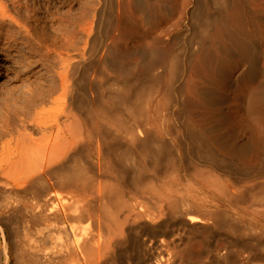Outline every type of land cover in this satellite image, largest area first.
<instances>
[{
	"label": "bare ground",
	"instance_id": "bare-ground-1",
	"mask_svg": "<svg viewBox=\"0 0 264 264\" xmlns=\"http://www.w3.org/2000/svg\"><path fill=\"white\" fill-rule=\"evenodd\" d=\"M14 1L19 2L18 6L21 7L20 0ZM194 1L197 9V11H195L197 15L196 18L199 17L196 26L198 33H196L191 40L193 39L197 46L205 47L206 51L210 54V72H212L217 82H225V80L228 79V69L226 70V68L230 67L234 70L237 66H241V63L243 64L247 61V70L246 72L244 71L247 76L246 80L255 83V86L252 85L254 88H250L252 90L249 89L251 92L248 91L250 93L249 97H251L252 108L249 107L251 110L249 109L250 111L248 110V112L255 110L258 113L260 111L263 113L264 80L260 81L259 78L262 79L264 76V67L261 69L259 66L260 57H258L256 51L262 43L260 44L259 42L261 40L257 41L259 35L257 36V31L254 30L256 28V23L259 25V22H261L259 21L261 18H257L256 20L253 19L254 15L260 14V9H256L258 13L255 10L257 5L255 8H252V5L255 4V1L252 2V0H210V7L211 5L218 7V9H215L217 12H213L214 14L207 13V15L203 13L201 16L198 6L203 4H201L202 0ZM104 2L103 0V3ZM205 2H207V0ZM2 3L0 2L1 31L8 21L16 22V19L8 13L5 2L4 5ZM109 4L110 6L112 5V0H108V4L105 3L104 6ZM134 4L139 10H142L145 5H143V0H134ZM26 12H29L28 9ZM23 13L25 14V20H30V14ZM100 13L102 12H99V14ZM109 14L112 15V13ZM99 16L101 17V15ZM108 18L110 19L111 17L108 16ZM97 19L99 20V18ZM105 22L107 25L110 24L108 19L107 21L105 19ZM253 24H255V28ZM80 25L79 23L77 25V34H81L83 31ZM105 26L103 27L104 29L106 28ZM107 30L108 29H105L103 33H106ZM18 34L21 35L23 33L18 32ZM228 38L230 42L233 41L232 47L225 43V40L228 41ZM92 41L94 43V40ZM94 44H92V46H94ZM100 45L102 44L100 43ZM237 48H241L242 51L237 52ZM112 49L111 46L110 48L106 47V50L104 49L106 51V56L103 59L100 57L101 59H98L99 62L97 64L95 63L96 65L94 64L96 69L91 63L92 67L96 70V78L86 76L85 72L82 70L83 67L81 68L78 62L80 60H76L78 62L77 64H71V62H69L70 60L66 62L64 59L63 63L66 62L65 67H67L65 69H69L67 71L64 69L62 73L58 72L59 81L54 82L52 86L44 87L39 83H33L34 85L32 84L30 88L28 87L27 91L20 93L12 89L8 94L10 96L9 99L13 101V105L6 106L7 99L6 102H4L5 104L0 102V122L2 123L0 125V216L7 219L13 216H20L25 220L28 219L27 222L31 223L32 226L35 225L38 227L43 224L46 226V222L51 218H53V220L54 218L61 220L68 216L72 219L73 215L74 218H78L79 223L81 219L87 220L93 228L91 234L88 237L83 235L86 238H82L80 241L77 240V242H75L73 240L75 243L74 245L72 244L73 248L70 253L67 252L68 257H79V259H83L88 264H114L115 261H117L116 255L118 249L129 242L131 231L133 232V230H131V225L137 222L136 220L141 221L145 219L147 214L144 210H141L142 207L145 206L144 204L147 205L150 212L153 211L152 213L149 212L150 215L148 218L152 221L160 222V224H158L159 226L151 227L152 229L149 228L155 230V232L160 231L161 235L167 237V239L161 240V243H164L166 248L169 245H179V242L183 244L181 238L177 237L180 235H177V229L175 227L180 225L188 229L190 224L194 221L205 222L206 220H210L211 224L214 228H217L218 231L223 228H225L226 231L236 230L238 226H236L237 222L235 221V223L234 219L238 220V218L229 208V202H250L251 205H259L264 208V182L260 183L258 186H254L255 182H253L254 185H251L249 181L250 185L244 184L241 186L240 190H236V193H234L227 184L223 185V182L220 183L219 177V179H217L209 174H203V172H201L202 170L199 171L196 169L197 166L195 169L193 168L196 175H194L195 173L192 175L195 177L191 174L190 176L189 174L180 175L181 177L179 174L170 176L168 170L160 167L165 162L175 167L177 162L182 160L181 155L184 152L185 145L195 152L196 155L198 154L202 157L203 163L208 165L210 164V160L213 163V161L215 162V160L218 159L215 151H217L218 154L221 152L224 155H240L250 149V145L247 142L235 143L233 140H230L231 138H220L216 140L214 147L213 143V145H210V139L206 135L207 132L203 129H198L190 122H181L171 119L169 115H166V112L162 115L164 116L165 114V118L163 119V117H159L161 115L159 111L158 118L162 119L155 120V118H157L156 116L152 119V114L156 112L155 109V112H151L153 110L151 106L153 98L149 99L145 96L149 99L147 103H149L152 110L141 107L139 102L142 93L137 88L138 86L136 87L138 89L136 91L135 88L134 91H130L132 90L131 88L130 90L126 89L128 86L125 88L126 90L122 91L125 87L122 86L120 92H112L109 89L110 92L107 95L98 93V95L91 97V99L86 97V87L91 89L93 86L95 88V85L101 86L106 83L109 85L112 79H114V82H117L118 79L116 76L114 77L113 74H116L115 71L118 70L121 63L117 60V56ZM94 50L95 46L93 48V51ZM147 59L148 63L146 62L145 77L142 82L150 87V94H152L154 89L159 92V94H157L158 96L160 95L158 101L164 100L165 98H170L172 101V99L176 98V93L180 89V72L183 71L182 69L185 65L182 62L183 60L181 61L176 54L167 56L157 48H153L149 51ZM158 67L162 68L160 73L156 70ZM106 69L110 70L112 75L109 74V72L105 74ZM155 70L158 71V73H156ZM139 81L141 82V80H138V82ZM114 82H112V84ZM117 84H119V82H117ZM219 84L218 88L220 86ZM123 85H126V83H123ZM131 85L129 87H131ZM58 88L61 89V93H57ZM214 91L210 90V94L206 93L201 97L209 106L217 105L219 102L221 103V99L225 101L224 98H219L217 95L218 90L216 94ZM219 91L221 90L219 89ZM10 100L8 102H10ZM46 101L54 102L56 107L52 106L54 107L52 108L49 106L52 109H48V107L45 108L43 103ZM20 103L22 104L20 105ZM224 105L225 104L222 106ZM259 105H261V107L263 106L261 108L262 110L259 109ZM122 107H124L126 111H122ZM217 109L219 110V108ZM217 109L215 108L213 110ZM226 111H224L225 114ZM177 113L181 116L180 111ZM30 116L32 117L31 122H34L33 124L27 121ZM228 118H230V115ZM224 119H227L226 116ZM212 120L217 121V119ZM18 122L22 124L26 123L27 127L29 126L33 130L36 129L40 134L39 137L34 138L30 133H24L25 136L23 138H17L19 134H17L18 131L15 129V126ZM214 122L215 121H213V123ZM25 127H23V129ZM216 130L218 131V129ZM220 161L222 163L224 162L222 159H220ZM208 167H210V165ZM259 168L257 174L251 176L261 180L264 179V160ZM246 178H249V176H243L240 179L246 182ZM244 179L246 181H244ZM182 186L185 191H182ZM188 193L202 195L204 199H196L188 195ZM209 194L211 197L209 200L210 202L207 200ZM204 195L206 197H204ZM58 199L63 200L64 203H59L60 200ZM209 204L210 210L206 208ZM213 206L217 209L213 210ZM263 208H261L262 210L260 209L261 212L257 211L258 214L255 216L256 218H249L241 224L239 233L238 231L236 233L239 238L228 241L231 247H235V249L237 247L239 249V253L243 250L246 254L243 256L242 254L236 256L239 264H264ZM254 209L258 210L255 207ZM254 211L255 210H253V212ZM194 214L198 216H194ZM192 217H195V219H192ZM13 218L15 219V217ZM74 220H72V222H74ZM8 221L10 220L8 219ZM67 221L70 222L69 220ZM76 221L77 219L73 225L77 226L78 223H76ZM27 228H29L28 225ZM133 228L135 229V227ZM252 228H258L260 230V233L255 238L249 239L252 236L245 238L244 236L246 233H244V235L241 234V230L242 232L245 230L251 232ZM39 229L40 227L38 230ZM70 231H72V229H70ZM80 235H77V237L81 238ZM243 237L245 239H243ZM241 238L243 240H241ZM33 240L35 239L33 238ZM44 241L46 240L43 239L42 242ZM29 242L23 244L20 242L21 245H19L20 248L17 254V261H20L21 264H52L54 262L52 260L53 256L50 258L48 255L51 253H45L42 248L43 246L38 247V245L36 246V244H31ZM43 245L45 244L43 243ZM59 249L60 248H58V250ZM235 253H238L237 249Z\"/></svg>",
	"mask_w": 264,
	"mask_h": 264
},
{
	"label": "rangeland",
	"instance_id": "rangeland-1",
	"mask_svg": "<svg viewBox=\"0 0 264 264\" xmlns=\"http://www.w3.org/2000/svg\"><path fill=\"white\" fill-rule=\"evenodd\" d=\"M11 1H13L14 3ZM20 1H21L20 2L21 7L18 6L19 2H16L14 0H0L1 3L3 2L2 3L3 5L5 2L6 4L5 6L6 9L8 10V13L12 15L13 18L16 19V22L8 21L7 24H5L3 30L2 31L0 30L1 33L0 34V102H3V104H5L4 102H6L7 99L5 105L6 106L13 105V101L12 99L11 100L9 99L10 96L8 94L9 91H11L12 89L16 90L17 93H20L27 91V88L28 87L30 88L33 83L34 84L39 83L44 87H48L50 85L52 86L54 82L59 81L58 74L62 73L64 69L67 68L65 67V64L69 60L71 64H77L79 62L81 68L83 67L82 70L83 72H85L87 77L89 76L90 78L91 77L96 78L97 74H95L96 71L95 65L99 62L98 59L100 57L103 59L106 56V51H105L106 47L110 48L111 46V48H113L112 50L115 52L117 56V60L119 61V63H121L118 67V70L115 71L116 74L115 75L113 74L114 77L115 76L117 77L118 79L117 82H119V84H117V82H114V79H112L111 81L114 83L113 84L112 82L109 83L110 86L106 83L107 85L106 84L105 85L103 84L101 86L95 85V88L93 86L91 89L86 87V97H88V99H91V97H95L96 95H98V93L107 95L110 92V90L112 92L113 91L120 92V90H122V86L123 87L125 86L122 91L126 89L130 90V88L132 89L130 91H134V88L135 91L139 89L142 93L139 105L146 109H150V110L153 109L151 112H153L154 109L157 112L156 113L154 111L156 115L155 113H153L152 119L155 116L157 117L155 118V120L159 119L158 118L159 114H161L159 117H163L164 119L165 114L164 116L162 115L164 112H166V115L167 116L169 115L171 119L179 120L181 122H190L193 126L197 127L198 129H203L205 130V132H207L206 135L210 139V145L214 144L213 145L214 147L216 140L220 138L222 139L231 138L230 140H233L235 143L247 142L250 145V149L246 150V152H243L240 155H231V154L224 155L221 152L220 154H218L217 151H215L218 159H216L215 162L213 161V163L210 160V164L208 165H205L203 163L202 157H200L198 154L196 155L195 152H193L187 145H185L184 152L181 155L182 160L180 162L178 161L175 167H173L170 164H167L168 162H165L164 164H162V166H160L162 169L168 170V172H170L169 173L170 176H175L177 174H179V176L189 174L190 176V174L192 175L193 173H195L194 175H196L194 169L197 166L196 169H198L199 171L202 170L201 172H203V174H209L213 178H217V179L220 178L221 179V180L219 179L220 183L223 182V185L227 184L230 190H232L234 193H236V190H240L241 186H243L244 184H249V181L251 185H254L253 182H255L254 186H258L260 183L264 182V179L260 180L259 178L257 179L253 178V176H255L259 171L260 164L264 160V114H263L264 111L263 113H261V111L258 113L255 110L248 112V110L251 108V97H249L250 96L249 92H251L250 90L252 89L250 88H254L252 87V85L255 86L254 82L246 80L247 76L245 72L247 70L248 62L245 61L243 64L241 63L240 64L241 66H237L234 70L231 69L230 67L226 68V70L228 69L227 70L228 79L225 80V82L224 81L217 82L212 72H210V54L206 51L205 47L203 46L199 47L197 46V44L193 39L191 40V38L194 37L196 33H198L197 31L198 29L196 30L197 28L196 26L199 17L196 18L197 15L195 14V11H197V9L195 7L196 5L194 0H143V5L144 4L145 5L143 6L142 10H139V8L135 6L134 0H115V1L112 0L111 6L110 4L104 6L105 3L108 4V0H104L105 1L104 3L103 0H51V1L20 0ZM205 1L206 0L201 1V4L203 3L204 5L202 4L198 6L199 14L202 16L203 13L204 15H207V13L208 14L216 13L217 11H215V9H218V7L211 5V7L213 6L211 8L210 0H207V2ZM253 1H255V4L253 3L254 5H252V8H255L257 5L255 10L260 9L259 10L260 14H258L259 17L256 14L253 16V19L256 20L257 18H261V20H259L261 22H259V25L256 23V25L253 24V26L254 25L256 26V28L254 26L255 28L254 30L257 31L256 32L257 36L259 35V38L257 37V41L261 40L259 42L260 44L262 43L257 48L258 50L256 51L258 53V57H260L259 58L260 63H262V64L259 63V66L261 67V69H263L264 67V63H263L264 62V55H263L264 54V20H263L264 0H252V2ZM27 9L29 12H26ZM257 10L256 12H258ZM22 11L27 14L28 13L30 14L31 16L30 20H25V14ZM99 12L102 13L99 14ZM109 13H112V15H110ZM99 15H101V17ZM108 16L111 17L112 19L111 18L109 19ZM97 18H99V20ZM105 19L106 21L108 19V22H110V24H108L109 26L106 24ZM78 23L79 25L81 24L80 25L81 30L83 29L81 34H77ZM104 26L106 27L105 29H108L106 33H103V31L105 30L103 28ZM21 28L23 29V31ZM100 28L101 30L103 29L102 32ZM98 30L100 31V33ZM18 32H22L23 34L19 35ZM101 33L103 34V36ZM92 40H94L95 44L93 43ZM97 40L98 41L100 40L99 43ZM227 40L228 41L225 40L226 45L232 47L233 41L231 40L232 42H230L229 38ZM100 43L102 45H100ZM92 44H94L95 46L94 51L97 50L96 52L93 51L94 46H92ZM153 48L160 49L167 56L176 54L178 55L181 61L183 60L182 61L183 64H185L182 69L183 71L180 72L181 73L179 77L180 89L176 93V98L172 99V101L170 100V98L169 99L165 98L164 100L158 101L160 95L158 96L157 94H159V92H157L156 89H154L152 94H150V87L142 82L145 77V72L147 67L146 64L148 63L147 56L149 51ZM237 49H236L237 52L242 51L241 48L240 49L237 48ZM64 59L66 60V62L63 63ZM76 60L77 61L80 60V61L77 62ZM61 63L63 64L60 65ZM91 63L93 64V67L95 69L92 67ZM68 69L65 70L67 71ZM156 70H158L160 73L162 71V68L158 67ZM158 71H156V73H158ZM106 72L107 73L109 72V74L112 75L110 70L106 69L105 74ZM118 76L120 79L118 78ZM138 80H141V82L139 81L140 84ZM259 80L260 81L264 80V76L262 79L259 78ZM123 83L124 84L126 83V85H123ZM131 84L134 85L132 86ZM218 84L220 85L219 88H218ZM130 85L131 87H129ZM219 89L221 91H219ZM210 90L214 91L215 94L218 90L217 95L219 96V98H224L225 101L221 99V103L219 102L220 104L218 103L217 105H213L214 107L206 104L201 97L203 96V94L206 93L210 94ZM57 91H58L57 93H61L60 88H58ZM145 96L149 99L153 98V103H152L153 105L151 104L152 109L149 103H147L149 99H147ZM9 100L10 102H8ZM21 104L22 103H20V105ZM221 104L222 105L225 104V105L222 106ZM43 105L45 108L48 107V109L54 108L52 106L56 107V104L54 102L46 101L45 103H43ZM261 105L258 106L260 110H262L261 108L263 107V106L261 107ZM49 106H51L52 108H50ZM215 108L216 109L219 108V110L217 109L219 112L217 110H213ZM212 110L214 111V113ZM122 111H126V109L122 107ZM178 111H180L181 116L178 115L177 113ZM224 111H226V114L224 113ZM228 114L230 115V118H228L229 117ZM223 115H225L228 120L224 119L225 116ZM212 119H217V121ZM29 120L27 121L30 122L31 124L34 123L31 122L32 121L31 116ZM213 121L215 122L213 123ZM216 122L218 128L216 126ZM1 124L2 123L0 122V125ZM212 126L215 128H213ZM15 127H16L15 129H17L18 131L17 134H19L17 138L20 137L23 138L26 133H30L31 136L34 138H37L40 135L36 129L35 131L31 129L29 126L27 127L26 123L22 124L21 122H18V124ZM23 127L25 128L23 129ZM216 129H218V131ZM220 159H222L224 162L222 163ZM209 165L210 167H208ZM243 176H249V178H246L247 181L244 179V181L246 182H243V180L240 179ZM228 182H230L231 184ZM183 188L184 187L182 186V191L184 190ZM188 195L196 199L203 198L202 195L200 196L194 193H188ZM204 197L206 196L204 195ZM210 199L211 197L209 194V196H207V200L209 201ZM61 202L64 203L63 200L59 201V203ZM144 205L146 207L145 206L142 207L141 210H144L146 212L147 218L145 217V219L141 221L136 220L137 222L131 225L132 227L131 230H133V232L131 231L129 242L122 245L118 249L116 255L117 261H115L114 264H148V263L149 264H156V263L157 264H169V263L227 264V262L228 264L230 263L239 264L238 258L236 256H238L239 254H242L243 256L245 252L242 250L239 253V249L236 247V249L238 250V253L236 254L235 247L234 248L231 247L228 241L239 238L237 237L238 234L236 233L237 231L239 233L241 224L246 220H248L249 218H256L255 216L258 214L257 211L261 212L262 210L261 208H263L259 205H251L250 202L249 203L248 202L236 203L235 201L229 202L228 204L229 208L236 214V217L238 218V220L234 219V222L235 221L237 222V223L235 222L236 226H238L236 230H234L235 233L234 231H229V230L226 231V229L223 227H222L223 229H220L218 231V229L214 228V226L211 224L210 220H206L205 222L194 221L193 223L190 224L189 227L190 229L184 228L180 225L178 227H175L177 229V235H180L177 237L181 238L183 244L179 242L180 244L178 243L179 245H176L177 247L175 245H169L166 248V245H164V243H161V240L167 239V237L161 235L160 231L155 232V230H151L152 229L151 227L154 226L157 227V225L160 224V222L158 221L155 222L148 218L150 213H152L153 211L151 210L152 212H150V209L147 208V205L146 204ZM244 205H246L247 207ZM254 207L257 209L261 207L260 208L261 210L260 209L256 210L254 209ZM206 208L210 210V204ZM212 209L216 210L217 208L213 206ZM253 210L255 211L253 212ZM194 216H198V215L194 214ZM13 217H15V219ZM13 217L8 218L10 220L8 221L7 218L0 216V264H21L20 261H17L18 260L17 254L19 253L18 250L20 248L19 245H21V243L22 244L28 243L29 241H30L29 243L31 244L34 243L36 244V246L38 245V247L43 246L42 248L44 249L45 253L47 254L51 253L48 255L50 256V258L53 256L52 260L54 262L52 264H61V263L79 264L80 262H81L80 264L87 263L83 259L81 258L79 259V257H71V256L68 257L67 254V252L70 253L74 243L77 242V240L80 241V239L86 238L91 234L93 228L90 222H88L87 220L85 221L81 219L80 220L81 222L79 223L78 218H74L73 215H72V219L67 216L65 218L66 220L65 219L59 220L58 218L56 219L54 218L53 220V218H51L49 220L50 222L49 221L46 222V226L45 224H43L39 226L40 229L38 230L39 227L35 225H34L35 227L32 226L31 223L27 222L28 219L25 220L20 216L17 217L13 216ZM18 217L21 219H19ZM73 218L75 220L77 219L78 221V222L76 221V223H78L77 226L73 225L75 223V220ZM192 219H195V217H192ZM67 220H69L70 222H68ZM72 220H74V222H72ZM26 223L29 228H27ZM15 225L18 227H16ZM64 227L65 228L67 227L66 228L67 231L65 230ZM133 227H135V229ZM70 229H72L73 232L70 231ZM252 230L251 232L249 230H245L246 232L245 231L242 232L241 230V234L244 235V233H246L244 236L245 238H249L250 236L252 237H250L249 239L255 238L260 233V230L258 228L257 229L252 228ZM77 235L78 236L80 235L81 238L77 237ZM83 235H85L86 237ZM244 237L243 239H245ZM33 238L35 240H33ZM43 239L46 241L42 242ZM67 239L70 241V243ZM243 239L241 238V240ZM43 243L45 245H43ZM58 248L60 249L58 250ZM222 252L224 255L222 254Z\"/></svg>",
	"mask_w": 264,
	"mask_h": 264
}]
</instances>
